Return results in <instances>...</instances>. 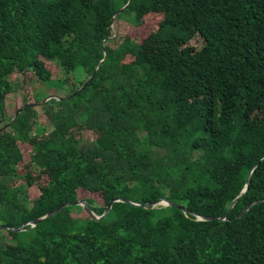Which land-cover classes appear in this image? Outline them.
<instances>
[{
    "label": "trees",
    "instance_id": "1",
    "mask_svg": "<svg viewBox=\"0 0 264 264\" xmlns=\"http://www.w3.org/2000/svg\"><path fill=\"white\" fill-rule=\"evenodd\" d=\"M126 5L114 23L134 30L112 46ZM15 71L75 95L0 125V220L129 202L4 229L0 264H264V0H0V123ZM163 199L180 207H145Z\"/></svg>",
    "mask_w": 264,
    "mask_h": 264
},
{
    "label": "rangeland",
    "instance_id": "2",
    "mask_svg": "<svg viewBox=\"0 0 264 264\" xmlns=\"http://www.w3.org/2000/svg\"><path fill=\"white\" fill-rule=\"evenodd\" d=\"M113 29V38L109 40V44L112 46L118 45L121 43L123 38L134 30V26L129 22V19L124 18L118 22H115L112 26ZM192 46L201 48V40L196 39ZM71 76L74 79L75 83L80 85L85 82L89 75L84 71V69L79 66L73 72ZM10 81L13 86V91L9 93L6 97V110H7V119L5 122L0 123V125H5L7 121L15 114L18 110L26 104H33V108L37 112V122L39 124H44L47 121V116L45 110L47 108L46 102L49 100V97L53 98H66L70 93L64 85L59 82L52 81H42L38 79L32 71L18 72L15 71L10 76ZM70 96V95H69ZM85 137L96 138V134L91 130H85L83 132ZM21 148L24 152V159L28 161L30 159L32 147L29 143L21 144ZM5 181L9 185H18L21 189V197L25 195L27 199H33L39 194V189L37 186H27L23 177L18 175L16 177H7ZM99 198L96 197V200ZM27 206H30L31 203H26ZM72 215L84 216L83 213L76 209L72 212ZM0 224H4L0 220ZM0 240L3 242H14L13 237L8 233L7 230H0Z\"/></svg>",
    "mask_w": 264,
    "mask_h": 264
},
{
    "label": "water",
    "instance_id": "3",
    "mask_svg": "<svg viewBox=\"0 0 264 264\" xmlns=\"http://www.w3.org/2000/svg\"><path fill=\"white\" fill-rule=\"evenodd\" d=\"M131 1V0H130ZM128 5H126L123 9L119 10L112 18V25L114 23V20L115 18L127 7ZM107 58V54L105 53V57L104 59L101 61L100 64H102ZM98 68V66H97ZM75 95V93L71 94L70 96L66 97V98H69V97H73ZM53 97H49L48 99H51ZM58 98V97H56ZM58 99H61V98H58ZM17 116V114H15L14 118ZM13 118V119H14ZM8 125V124H7ZM6 127V126H4ZM4 127L0 128V131H2L4 129ZM260 165V163L252 170V172L250 173L249 175V180H248V184H247V187L244 189L243 193L241 194V196L234 202V204L232 205L231 209L234 208L238 202V200L244 195L246 194L248 191H249V187H250V183H251V178H252V175L254 173V171L256 170V168ZM116 202H126L128 203L129 201H126V200H113L111 202V204L108 206L107 210L104 212L103 215L101 216H98L96 213H94L91 209V207L87 204V202L85 200H79V201H71V202H66V203H63L61 205H59L57 208H55L54 210L50 211L49 213H47L46 215L40 217V218H36V219H33L25 224H23L21 227L19 228H16L14 226H11V225H8V224H0V229H10V230H15V231H22L25 229V226L27 224H30L32 227L35 226L37 223H39L41 220H45L47 218H50L52 217L53 215L61 212L65 207L67 206H71V205H80V206H83L87 212L90 214L91 218L92 219H95V220H102L104 219L108 214L109 212L111 211L112 209V206L114 203ZM260 202V201H258ZM258 202H254L250 205H248L243 211L242 213L240 214L239 218H243V216L245 215V213L247 211H249V209L254 205V204H257ZM133 205L135 206H140L139 204H136V203H132ZM153 207V208H156V207H159V206H164V207H168V206H174V207H180L178 204L176 203H173L167 199H163L161 201H159L158 203H155L154 205H146L145 207L149 208V207ZM230 209V210H231ZM186 211V209H184ZM228 214L224 217V218H220V219H215V218H203V217H199V220H220V221H225L226 218H227Z\"/></svg>",
    "mask_w": 264,
    "mask_h": 264
}]
</instances>
